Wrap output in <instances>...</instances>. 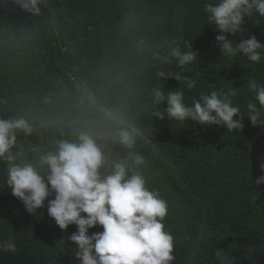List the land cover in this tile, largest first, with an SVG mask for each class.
Here are the masks:
<instances>
[{"label": "trees", "instance_id": "trees-1", "mask_svg": "<svg viewBox=\"0 0 264 264\" xmlns=\"http://www.w3.org/2000/svg\"><path fill=\"white\" fill-rule=\"evenodd\" d=\"M40 14L24 12L15 0H0V118L22 116L35 123L31 136L18 134V147L32 160L36 148L53 149L79 96L92 92L105 104L127 108L148 125L140 144L150 190L168 202L165 230L174 237L172 264H218L217 249L233 264H264V127L245 117L242 130L180 123L147 116L155 73L174 40H187L199 54L192 71L200 91L238 88L236 103L251 94L246 84L264 83V64L221 58L213 25L205 24L201 0H42ZM246 24L239 41L255 35L264 43V18ZM204 25V27H203ZM179 87L170 79L165 89ZM164 105L160 106L163 110ZM117 153L126 154L116 148ZM0 162V240L15 239L16 253H0V264H79L68 237L48 215L47 202L30 214L3 183ZM54 198L53 197H50ZM102 226L90 229L102 232Z\"/></svg>", "mask_w": 264, "mask_h": 264}, {"label": "clouds", "instance_id": "clouds-1", "mask_svg": "<svg viewBox=\"0 0 264 264\" xmlns=\"http://www.w3.org/2000/svg\"><path fill=\"white\" fill-rule=\"evenodd\" d=\"M21 10L39 15L42 0H15ZM205 24L218 33L215 41L221 58L244 57L251 64H264V43L255 35L233 39L246 32V24L264 18V0H201ZM203 25V27H204ZM187 40H174L160 57L168 64L156 77L161 84L148 91L149 103L143 105L148 118L200 125L226 127L228 132L242 130L247 117L253 126L264 127V83L255 77L247 80L251 94L241 105L235 102L238 88L229 86L200 91L198 98L186 102V91L197 87V79L185 73L199 60ZM179 87L165 89L167 80ZM164 105L163 110L160 106ZM76 115L67 121L52 150L36 148L32 160L18 147V134L31 136L38 131L34 122L22 116L0 118V162L6 165L3 183L34 214L47 202L48 215L62 230L76 225L68 239L77 245L74 255L79 264H172L175 241L165 230L168 202L150 190L144 168L147 158L139 151L148 125L130 117L127 108L105 105L92 92L75 101ZM126 154L117 153L116 148ZM264 172V163L260 164ZM264 184V175L256 180ZM51 198L50 197H53ZM102 226V232L89 230ZM15 239L0 240V253H16ZM218 264H233L225 251L215 252Z\"/></svg>", "mask_w": 264, "mask_h": 264}]
</instances>
